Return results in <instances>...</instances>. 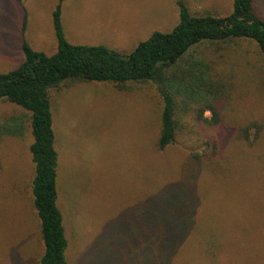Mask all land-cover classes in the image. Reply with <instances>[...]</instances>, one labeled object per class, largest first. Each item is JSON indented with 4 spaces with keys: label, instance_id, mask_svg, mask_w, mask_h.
<instances>
[{
    "label": "rangeland",
    "instance_id": "1",
    "mask_svg": "<svg viewBox=\"0 0 264 264\" xmlns=\"http://www.w3.org/2000/svg\"><path fill=\"white\" fill-rule=\"evenodd\" d=\"M180 1L195 16L233 12L234 0H65L62 26L73 45H102L125 56L155 32H171ZM58 3L0 0V74L24 62V41L37 52H57ZM254 10L264 20V0H254ZM168 80L175 85L179 132L165 151L156 146L162 109L156 84L73 81L50 91L68 264H264L261 50L244 39L203 42ZM207 106L216 109L217 122ZM29 120L22 108L0 101V130L13 133L0 137V264H39L44 250ZM196 153L206 159L196 181L201 205L184 249H120L111 238L122 215L136 216V223L126 220V230L147 235V200L190 174Z\"/></svg>",
    "mask_w": 264,
    "mask_h": 264
},
{
    "label": "trees",
    "instance_id": "2",
    "mask_svg": "<svg viewBox=\"0 0 264 264\" xmlns=\"http://www.w3.org/2000/svg\"><path fill=\"white\" fill-rule=\"evenodd\" d=\"M64 1L59 0L53 13L57 52L49 56L35 51L24 41V62L13 71L0 74V101L12 103L30 114L33 137L30 153L35 166L33 205L44 247L39 264H68L69 240L58 204L60 153L49 96L52 89H59L63 84L73 81L111 83L119 87L128 83L156 84L162 98L156 146L159 151H165L175 143L179 132L175 85L168 78L191 48L203 42L224 43L244 39L255 42L264 56V20L256 14L254 0H234L233 12L225 17L195 16L180 1L179 23L173 30L169 33L155 32L125 56L102 45L69 43L61 19ZM26 27L27 19L23 31ZM205 111L213 114L214 123L218 121V113L213 106H207ZM1 134L13 135L10 130H0V137ZM205 161L202 153L194 154V168H190V174L187 173L182 179L169 183L156 195L150 196L145 210L148 218L147 235L137 238L135 233L128 231L126 220L136 223V216L122 215L120 232L113 235L111 240H115L122 250L126 247L129 250H181L189 240L190 233L187 231H192L201 205L196 181L202 174L200 172ZM102 240L103 237L97 241L98 248Z\"/></svg>",
    "mask_w": 264,
    "mask_h": 264
}]
</instances>
